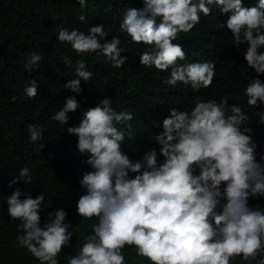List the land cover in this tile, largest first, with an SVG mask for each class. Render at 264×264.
<instances>
[{
  "label": "clouds",
  "instance_id": "obj_1",
  "mask_svg": "<svg viewBox=\"0 0 264 264\" xmlns=\"http://www.w3.org/2000/svg\"><path fill=\"white\" fill-rule=\"evenodd\" d=\"M81 9L88 0H77ZM142 8H128L120 23V32L133 44L150 47L140 54V64L160 72L171 69L164 84L182 83L193 92L211 87L216 76L215 61L179 64L187 54L174 44L180 33H190L200 23L201 14L210 16L215 5L221 13H231L226 27L233 45L247 44L243 53L246 66L257 74L245 88L247 106L264 104V0L245 7L242 0H143ZM80 21L86 17L81 15ZM159 21V22H158ZM108 33L103 24L79 29L60 27L57 39L71 45L77 55L95 53L106 58L114 69L126 63L121 57V40ZM103 41V43H101ZM42 56L26 57L25 69L37 68ZM71 66V61H67ZM77 61L75 79L64 85L81 93V81H89L92 72ZM38 85L32 79L25 87L27 98L35 99ZM80 108L75 96L66 98L63 107L50 117L61 126L68 124V113ZM264 124V111H257ZM132 112L115 111L112 99L104 98L84 111L78 126L67 128L78 138L77 149L92 171L79 181L84 194L77 201V215L98 223L84 237L79 252L67 264H126L123 249L134 247L136 256L150 264H230L239 256L244 261L264 264V210L249 207V198L264 197V163L257 161L251 128L243 127L249 117L243 108L228 104L225 96L195 100L191 112L170 109L162 121V131L154 136L156 145L133 162L121 150V142L131 138ZM124 125L127 132L119 130ZM39 125L29 124L30 142L43 139ZM163 163L158 164L159 157ZM264 161V155L260 156ZM198 170V174H197ZM130 174H135L134 177ZM33 182L28 166L21 167L9 187ZM24 196L22 200L20 197ZM42 191L33 198L16 188L6 198L11 221L19 220L17 246L27 251L39 264H59L57 257L69 246L73 233L65 223L67 212H49L41 226Z\"/></svg>",
  "mask_w": 264,
  "mask_h": 264
},
{
  "label": "trees",
  "instance_id": "obj_2",
  "mask_svg": "<svg viewBox=\"0 0 264 264\" xmlns=\"http://www.w3.org/2000/svg\"><path fill=\"white\" fill-rule=\"evenodd\" d=\"M196 2V0H193ZM245 7H254L259 0H242ZM143 0H88L87 7L81 9L77 0H0V264H39L26 248L17 246L16 237L19 220L11 221L6 198L19 188L33 198L45 192L41 205V226L46 222L49 212L63 209L67 212L65 223L71 227L73 238L69 246L63 247L57 257L59 264H67L76 255L84 242V237L98 223L97 218L84 220L77 215L76 205L84 194L79 181L85 172L92 171L84 161L87 153L77 149L78 138L67 132L68 127L78 126L84 111L100 103L104 98L112 99L115 111L132 112L131 138L126 136L121 142V150L133 162L140 160L145 151L159 146L154 136L162 129V121L170 115V109L191 112L195 100L228 97L229 105H240L249 117L242 126L251 128L250 134L256 144L257 161L264 155V124L259 123V107L247 106L245 88L257 74L246 66L243 53L247 44L233 45L226 21L231 13H221L215 6L210 16L201 14L200 23L190 33H180L174 44L183 46L187 58L178 61L188 64L201 61H215L216 76L211 87L193 92L190 86L182 83L170 87L163 83L168 72H160L155 67L140 64V54L152 49L142 44H133L131 38L120 32V23L128 8H142ZM86 19L81 22L79 17ZM159 22V21H158ZM103 24L108 33L107 39L117 36L120 47L125 49L121 57L126 63L120 69L111 67L106 58L95 53L77 55L71 45L57 39L60 27L69 30L76 28L87 34L88 28ZM103 43V41H101ZM264 51V49H261ZM32 53L42 56L38 67L32 71L25 69L26 57ZM71 61V66L67 61ZM86 63V71L92 78L81 81L82 92L77 94L64 85L75 79L77 61ZM264 83V74L259 76ZM32 79L38 85V95L29 99L24 89ZM75 96L80 108L68 113V124L60 125L50 117L59 111L67 97ZM39 125L43 139L35 144L30 142L29 124ZM119 130L128 131L124 125ZM164 158L158 159V164ZM28 166L33 182L27 185L17 183L9 187L13 177L18 176L21 167ZM198 174V170H197ZM135 174H130L134 177ZM22 200L24 196L20 197ZM249 207L264 210V197L249 198ZM126 264H150L145 258L136 256L134 247L123 249ZM264 258V253L258 260ZM230 264H249L237 256ZM258 264V261H251Z\"/></svg>",
  "mask_w": 264,
  "mask_h": 264
}]
</instances>
